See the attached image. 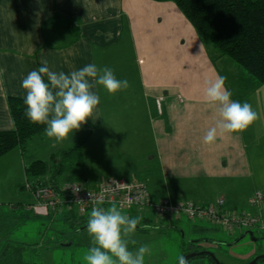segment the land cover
Instances as JSON below:
<instances>
[{
	"label": "crops",
	"instance_id": "0c3cea01",
	"mask_svg": "<svg viewBox=\"0 0 264 264\" xmlns=\"http://www.w3.org/2000/svg\"><path fill=\"white\" fill-rule=\"evenodd\" d=\"M42 60L51 71L66 74L88 64L108 67L117 79L129 82L115 94L99 85L92 89L100 103L82 147L89 187L101 182L90 185V179L125 178L143 182L153 201L209 205L221 198L224 210L252 216L254 207L264 205V199L259 206L249 204L256 192L264 197V188L254 180L251 189L241 188L243 200L229 186L223 195L212 197L210 179L215 175L230 170L231 176L258 177L255 171L264 166L255 162L264 161V144L251 135L254 123L242 132L218 136L210 146L203 143L215 118L204 101V81L225 76L231 97L240 81L234 64L202 43L172 2L0 0V131L13 129L7 97H26L22 80L38 70ZM84 131L83 124L56 142L44 130L37 143L46 156L31 160L50 161L80 140ZM11 160L16 163L15 186L25 163L18 148L0 156V167ZM89 160L98 162L96 174L89 171Z\"/></svg>",
	"mask_w": 264,
	"mask_h": 264
},
{
	"label": "rangeland",
	"instance_id": "374dc122",
	"mask_svg": "<svg viewBox=\"0 0 264 264\" xmlns=\"http://www.w3.org/2000/svg\"><path fill=\"white\" fill-rule=\"evenodd\" d=\"M234 66L237 68L235 64ZM236 68L235 75L237 74L236 78L240 81V85L236 89L233 88L234 95L231 99L241 103L248 102L258 113L260 119L254 122L255 131L251 135L264 144V86L253 81L251 84L248 81L251 79L246 75H240L238 73L240 69ZM38 137L32 138L37 140L36 143L30 145L29 142L23 152L26 165L34 161L31 159L38 157V154L42 157L46 156L45 151L42 152L44 149L38 147ZM45 160L51 164L47 158ZM260 162L264 166L262 160L255 162V165ZM15 164L11 160L7 165L10 169L0 167V249L4 244H8L7 242L24 243L30 245L28 251L25 250L24 253L25 259L30 264H87L84 257L92 246V237L88 234L87 227L79 230V226L87 224L89 215L81 218L74 212L73 217L67 207L60 206L48 210L47 215L34 213L33 206L27 205L32 201V194L27 188H22L25 184L22 168L19 172L20 184L12 185L16 179ZM89 165V171L96 174L98 162L89 160ZM229 172L231 171L227 170L224 174L215 175L210 179L213 198L223 195L222 192L229 186L231 191L236 190L237 199L243 200L245 195L240 190L249 189L253 180L258 187L264 188V167L255 171L258 172V177L256 174L249 178L239 177L236 174L231 176ZM98 179H90L89 184L93 185L96 181L108 178ZM57 180H67L66 175L57 176ZM223 181L227 184L225 188L221 187ZM254 208L252 214L258 218V223L253 227L232 232L204 220H190L184 215L158 220L148 210L139 211L131 207L122 211L131 218H139L137 225L139 228H136L131 237L136 244L130 243L129 249L135 251L141 245L148 246L150 253L145 254L144 264H178V256L195 251L208 252L210 255L196 258L188 264H214L215 259L218 264H248L253 259L264 256V205ZM143 217H148L150 221L145 223ZM255 264H264V259H259Z\"/></svg>",
	"mask_w": 264,
	"mask_h": 264
},
{
	"label": "clouds",
	"instance_id": "9594fccd",
	"mask_svg": "<svg viewBox=\"0 0 264 264\" xmlns=\"http://www.w3.org/2000/svg\"><path fill=\"white\" fill-rule=\"evenodd\" d=\"M41 64L38 70L29 72L22 80L21 86L27 93L25 114L32 123L47 125V137L56 142H62L94 115L100 97L93 88L103 86L109 94H115L129 87L126 79H117L108 67L88 64L66 74L51 71L47 60H42ZM226 79L217 74L204 81V101L215 117L203 137V143L209 146L218 136L242 132L259 118L248 102L231 99L232 93L225 87ZM103 204V199L95 202L87 221V232L92 237V246L84 257L87 264H144L150 248L141 245L135 251L129 249L130 243L136 244L131 237L139 218L129 217L114 203L107 208L100 206ZM177 259L178 264H188L183 255Z\"/></svg>",
	"mask_w": 264,
	"mask_h": 264
},
{
	"label": "trees",
	"instance_id": "16d2710c",
	"mask_svg": "<svg viewBox=\"0 0 264 264\" xmlns=\"http://www.w3.org/2000/svg\"><path fill=\"white\" fill-rule=\"evenodd\" d=\"M155 1L172 2L192 26L202 43L210 45L218 56L228 58L243 75L253 82L264 86V0ZM43 78L48 83L47 77ZM24 98L9 96L6 99L13 129L0 131V156L14 148H18L23 155L28 142L36 136H41L47 127L45 124L32 123L27 118ZM84 126L83 137L72 147L52 155L51 164L42 160H34L29 165L23 164L25 184L22 188H27L32 196L37 189L49 188L61 201L57 206L67 207L66 209L73 217L76 212L73 207L64 202L68 194L61 191V186L69 182L91 188L84 182L82 157L83 144L90 134L91 118ZM62 174L66 175L67 180L58 181L57 176ZM47 175L49 176L46 179ZM90 212L79 216L83 218L89 215L90 217ZM86 226L87 224L79 226V230ZM7 243L0 249V264H30L24 257L25 250L29 249L30 245ZM186 254L184 253L183 256ZM200 257H207V255H198L187 261L189 263Z\"/></svg>",
	"mask_w": 264,
	"mask_h": 264
},
{
	"label": "built area",
	"instance_id": "2783aa9c",
	"mask_svg": "<svg viewBox=\"0 0 264 264\" xmlns=\"http://www.w3.org/2000/svg\"><path fill=\"white\" fill-rule=\"evenodd\" d=\"M161 98L157 99L159 105ZM78 189V190H77ZM61 191L68 194L65 203L83 216L91 211L98 199H103L105 205L116 204L122 209L131 207L139 211L148 210L158 220L161 218H178L181 215L190 220H204L212 225L222 226L228 232L250 228L258 223V218L244 211H226L223 209L224 200L218 199L215 204L200 205L192 201L171 203L167 199L153 201L144 183L124 178H109L103 180L97 188L91 189L79 183H63ZM35 203L32 204L34 213L47 215L61 202L49 188H40L33 192ZM264 199L256 192L249 199L251 206H259ZM130 202V203H129Z\"/></svg>",
	"mask_w": 264,
	"mask_h": 264
},
{
	"label": "water",
	"instance_id": "95a60500",
	"mask_svg": "<svg viewBox=\"0 0 264 264\" xmlns=\"http://www.w3.org/2000/svg\"><path fill=\"white\" fill-rule=\"evenodd\" d=\"M87 227V226H86ZM198 255H207V256H209L210 254L208 253V252H194V253H191V254H186V255H184V257L186 258V259H189V258H192V257H195V256H198ZM264 259V256H259V257H257V258H255V259H253L250 263H248V264H255L259 259ZM214 261V260H213ZM218 264V262H217V260L215 259V261H214V264Z\"/></svg>",
	"mask_w": 264,
	"mask_h": 264
}]
</instances>
